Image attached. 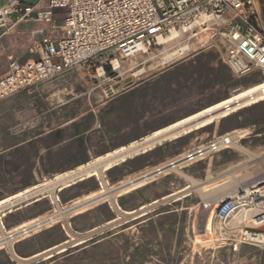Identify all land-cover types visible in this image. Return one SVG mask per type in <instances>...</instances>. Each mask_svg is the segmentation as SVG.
<instances>
[{
    "label": "rangeland",
    "instance_id": "1",
    "mask_svg": "<svg viewBox=\"0 0 264 264\" xmlns=\"http://www.w3.org/2000/svg\"><path fill=\"white\" fill-rule=\"evenodd\" d=\"M256 1L264 24V0ZM62 18H56L57 25ZM34 27L30 38L14 36L5 59L21 58L42 40L46 26ZM203 41L192 45L189 56L168 64L161 60L168 47L163 45L128 60L106 53L89 70L78 67L0 100V201L264 83L262 73L235 76L217 38ZM227 134L244 136L239 145L260 158L252 161L227 149L182 168L198 187L171 170ZM162 145L106 171L108 188L132 187L117 196L119 210L106 199L71 214L68 223L43 226L14 243L15 255L1 249L0 264H19V259L28 260L25 264H264V248L242 246L235 252L220 243L221 249L207 250L205 240L196 242L192 232L198 207L201 219L207 211L197 189L221 186L234 175L243 182L264 174V102ZM101 188L96 177L78 182L57 192L58 206L71 211ZM58 206L50 197L34 200L2 222L12 234L50 217Z\"/></svg>",
    "mask_w": 264,
    "mask_h": 264
},
{
    "label": "built area",
    "instance_id": "2",
    "mask_svg": "<svg viewBox=\"0 0 264 264\" xmlns=\"http://www.w3.org/2000/svg\"><path fill=\"white\" fill-rule=\"evenodd\" d=\"M62 15V23L56 18ZM42 24L43 37L30 49L32 62L8 60L0 77V100L87 66L106 53L136 57L155 46L184 45L209 33L222 45L237 77L264 74V24L256 0H6L0 4V40L22 25ZM102 75L105 76L103 68ZM99 71V70H98ZM98 76H102L98 74ZM219 243L238 251L264 248V174L218 208ZM259 210L260 224L230 222L243 210ZM237 229L241 231L236 232Z\"/></svg>",
    "mask_w": 264,
    "mask_h": 264
},
{
    "label": "bare ground",
    "instance_id": "3",
    "mask_svg": "<svg viewBox=\"0 0 264 264\" xmlns=\"http://www.w3.org/2000/svg\"><path fill=\"white\" fill-rule=\"evenodd\" d=\"M203 39L204 43H206L211 35L209 33H205L203 35L198 36L196 39L197 42H191L184 45H170L164 48L163 58L161 59L163 64H168L174 61H178L183 57L189 56L193 51L192 45L197 44L200 39ZM148 51H145L143 54H146ZM141 55V54H140ZM139 56V55H138ZM137 57V56H136ZM134 58V57H133ZM131 59V58H129ZM128 60V59H127ZM115 67L118 69L119 63L118 61L114 62ZM264 102V83L249 88L247 90L238 92L237 94L231 96L230 98L212 105L209 108L203 109L202 111L193 114L189 117H186L180 121L172 125H168L167 127L158 130L152 133L149 136L140 138L127 146L121 147L112 151L110 153L105 154L91 162H88L84 165L78 166L73 170L67 171L63 174L57 175L53 179H49L48 181L33 186L31 188H26L24 191L19 192L17 194L11 195L6 199L0 201V251L3 248H6L12 255H15L13 251V245L20 238H24L25 236H29L31 232H36L43 226H51L59 221L67 222L69 216L71 214H79L84 212L87 208L94 206L98 202L109 199L116 210H119L116 199L117 196L125 193L127 190H130L132 187H129L125 190H117L113 188H108L106 186L105 181V173L107 170L124 163L126 160L137 156L139 154H143L149 150L156 148L157 146L162 145L165 142H169L172 140H178L180 138L189 136L199 130L210 127L212 124L223 120V118H227V116L232 113H236L245 108L259 105ZM244 136L241 134H227L218 138L217 140L211 142L206 147H201L198 151L195 150L192 155L187 157V160L178 165H174L171 170L177 172L178 174L186 177L190 180L191 184L194 187H198L200 184L193 180L191 177L186 176L181 172V169L184 167H188L191 164L195 163L198 160H203L210 154L219 153L221 151L227 149H236L242 153L247 154V156L252 160H258L260 158L259 155L253 154L248 150L244 149L239 145V140L243 139ZM163 146V145H162ZM140 156V155H139ZM135 159V158H134ZM125 164V163H124ZM264 168V164L262 165ZM167 172L163 171L162 173ZM264 173V172H262ZM258 175L252 177L247 181H241V176L234 175L228 177L230 181L226 182L221 186H217L214 188H209L210 185L201 186V188L197 189L196 192L201 195L203 200V207L206 209V215L204 218H200V208L198 207V216L195 220L192 232L195 241L205 240L206 246L205 248L212 249L217 251L222 248V245L218 243L216 237L218 236V229L220 228L216 225L214 218L216 213H218V208H220L224 202H226L229 198H231L238 191H242L246 189V187L257 178ZM96 177L99 179L101 188L103 191H100L98 195L89 196L88 199L82 204H78L71 211L63 210L58 206V196L57 192L68 188L78 182L83 180ZM244 180V179H243ZM140 182L139 184H142ZM188 188L187 190H189ZM172 196V195H171ZM50 197L52 201H54L58 206V211L53 213L50 217L44 219H35L28 223L20 226L15 233H10L5 230L4 224L2 222V217L6 214L14 212L15 209L21 208L23 205H31L34 200L38 201L43 198ZM170 199V198H169ZM108 201V200H107ZM53 203V202H52ZM166 203V202H165ZM54 204V203H53ZM159 204V203H158ZM145 209V208H144ZM124 211V210H123ZM142 211V210H141ZM203 211V210H202ZM146 212V211H145ZM121 214V213H120ZM128 214V213H125ZM132 213L128 214L131 215ZM117 217V216H116ZM263 216L259 210H243L238 212L231 220L230 224L238 228L243 222H254L256 224H260L262 222ZM117 220V219H116ZM114 220V221H116ZM68 223V222H67ZM112 223V222H111ZM69 226V224H67ZM241 230L237 229L236 232L239 233ZM79 239V238H78ZM81 240V239H80ZM73 244V243H72ZM236 252V251H235ZM18 260V259H17ZM28 260H18L19 264H25Z\"/></svg>",
    "mask_w": 264,
    "mask_h": 264
},
{
    "label": "crops",
    "instance_id": "4",
    "mask_svg": "<svg viewBox=\"0 0 264 264\" xmlns=\"http://www.w3.org/2000/svg\"><path fill=\"white\" fill-rule=\"evenodd\" d=\"M6 0H0V4L4 3ZM28 3L35 4L38 2V0H27ZM34 25H22L17 27L13 32L6 35L2 40H0V77L3 76L8 68V60L5 59V57H9L8 54H5V51L7 52L6 48L8 46V43H11L13 41L14 36L19 35H28L27 37L30 38V33L34 29ZM14 46L13 44H11ZM36 56L25 53L21 58H17L21 63H29L32 62V59H35ZM246 134V131H241ZM246 164V163H245ZM244 165V164H243ZM241 166V165H240Z\"/></svg>",
    "mask_w": 264,
    "mask_h": 264
},
{
    "label": "trees",
    "instance_id": "5",
    "mask_svg": "<svg viewBox=\"0 0 264 264\" xmlns=\"http://www.w3.org/2000/svg\"><path fill=\"white\" fill-rule=\"evenodd\" d=\"M263 18H264V12H263ZM50 137H57V135H55V136H50Z\"/></svg>",
    "mask_w": 264,
    "mask_h": 264
}]
</instances>
